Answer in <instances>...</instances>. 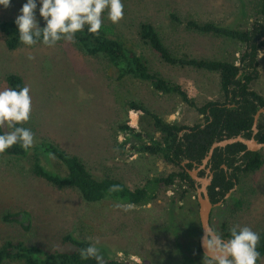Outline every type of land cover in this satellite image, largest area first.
Wrapping results in <instances>:
<instances>
[{"label":"rangeland","instance_id":"1","mask_svg":"<svg viewBox=\"0 0 264 264\" xmlns=\"http://www.w3.org/2000/svg\"><path fill=\"white\" fill-rule=\"evenodd\" d=\"M26 2L11 0L7 9L0 6V20L15 21ZM122 3L123 19L112 24L105 12L104 27L127 41H135L138 53L150 68L166 80L178 83L198 106L223 101L218 74L162 64L138 42V25L150 22L178 58L237 62L243 51L241 45L189 31L185 22H212L227 28L248 26L259 19V0H122ZM40 7L37 0L35 15L41 27L45 22L39 15ZM29 54L35 59L29 60ZM257 71L258 77L250 88L264 98V48L258 54ZM10 74L18 75L30 89L31 118L23 127L34 133L33 145L51 142L68 154L82 157L95 176L113 175L132 190L148 178L167 177L179 169L165 164L160 157L119 147L123 141L119 125L129 124L141 133L154 132L147 117L130 110L129 103L141 104L169 123L193 126L204 121L175 96L161 95L132 79L118 81L116 72L104 58L89 56L75 42L61 40L52 48L42 44L26 48L21 44L10 51L0 33V90L8 88L6 78ZM31 161V156L16 160L0 154V246L6 241H20L46 251H68L72 246L64 242V237L72 236L90 244L98 239L96 246L105 262L137 264L141 259L157 264H203L186 260L197 252L200 230L192 196L195 192H189L183 204L176 203L178 207L182 205L180 209L173 207L187 188L178 179L170 186L161 185L149 205L124 211L114 202L87 204L75 190L50 185L33 175ZM52 166L59 172L64 170L55 161ZM235 185L231 196L237 202V211L230 215V222L261 234L264 166L253 172L237 171ZM188 205L190 213L184 209ZM8 215H17L16 221L5 220ZM24 216L26 219L22 221ZM257 264H264V257Z\"/></svg>","mask_w":264,"mask_h":264},{"label":"trees","instance_id":"2","mask_svg":"<svg viewBox=\"0 0 264 264\" xmlns=\"http://www.w3.org/2000/svg\"><path fill=\"white\" fill-rule=\"evenodd\" d=\"M257 14L259 19L244 27L227 28L212 22L199 23L195 20L185 22V28L189 31L232 40L241 45L243 51L237 62L178 58L171 53L150 22H141L138 25V42L162 64L218 74L223 101H210L201 106H198L178 83L168 81L160 72L152 70L148 61L138 53L135 41H127L115 35L111 28L104 26L98 34H90L86 28L76 34V45L89 56L104 58L116 72L118 81L132 79L146 84L152 91L161 95L175 96L204 118L200 124L185 126L177 122H166L141 104L131 102L128 105L130 110L147 117L153 133L158 134V137L153 133L138 132L129 124L119 125L118 132L123 136L119 147L135 150L142 155L160 157L165 164L179 169L178 172L171 173L167 177L148 178L140 187L132 190L113 175L101 178L95 176L82 157L68 154L51 142L39 141L28 151L17 144L6 150L3 155L16 160H25L31 156V170L34 176L56 188L75 190L87 204L114 202L145 206L154 200L161 185L170 186L175 179L187 187L182 196L188 195L189 192L194 193V182L185 169H192L193 163L200 164L215 141L237 135L250 138L253 116L259 108H264V98L250 88L258 77V54L264 48V0H259ZM43 27L45 26H41ZM0 33L8 50L13 51L21 45L15 21L0 20ZM6 83L11 89L19 90L25 87L23 80L15 74L8 75ZM257 129L255 139L259 143H264V114L258 120ZM4 132V129H0V134ZM244 151L245 146L239 143L214 151L210 161L214 174L208 188L209 198L212 201L222 198L229 192L234 186L230 179H235L237 171L253 172L264 166V149L255 153ZM242 152L243 155L237 159L236 157ZM52 161L59 163L64 168L63 172L54 169ZM184 161L188 163L183 166ZM239 161L241 162L237 164ZM221 164L233 171L228 180L225 172L220 168ZM199 175L203 176L204 172L201 171ZM112 185L121 186L123 191L109 196L107 190ZM192 196L195 197V194ZM16 217L17 215H8L5 220L15 222ZM24 217L22 221L26 219V216ZM64 242L69 243L72 249L46 251L20 241H6L0 246V264L9 261L23 264H96L93 259L81 260L79 255L80 249L86 248L90 243L72 236H65ZM257 251L260 253V258L264 257V232L259 234ZM105 264L119 263L111 261Z\"/></svg>","mask_w":264,"mask_h":264},{"label":"clouds","instance_id":"3","mask_svg":"<svg viewBox=\"0 0 264 264\" xmlns=\"http://www.w3.org/2000/svg\"><path fill=\"white\" fill-rule=\"evenodd\" d=\"M39 15L45 22L41 28L36 18L37 0H27L15 19L19 32L18 40L26 48L37 44L55 47L61 40L73 43L77 33L87 29L90 34H98L103 26V16L107 12L110 23L118 24L124 15L122 0H38ZM11 0H0V6L7 9ZM29 60L35 59L31 54ZM32 99L30 89L5 88L0 90V129L9 131L0 134V154L19 144L28 151L35 142L34 133L22 125L30 120ZM108 195L123 191L119 185L108 188ZM124 211L132 209L131 204H117ZM230 238L204 229L201 246L205 249L203 264H257L260 253L257 251L259 235L251 228L233 225L229 229ZM93 240L92 237L88 238ZM95 243L80 249L81 260L93 259L96 264H105L104 256Z\"/></svg>","mask_w":264,"mask_h":264},{"label":"water","instance_id":"4","mask_svg":"<svg viewBox=\"0 0 264 264\" xmlns=\"http://www.w3.org/2000/svg\"><path fill=\"white\" fill-rule=\"evenodd\" d=\"M264 114V108H259L253 116V124L251 127V137L245 138L243 135H237L235 137L223 139L220 141H215L209 147L206 155L201 160L200 164L193 163L192 169H185V172L189 178L194 182L195 189V200L197 202V216L198 223L200 227V237H199V247L203 255H205V249L201 246V240L204 236V229L208 232L214 233L209 224L210 212L212 204L210 202L208 188L211 185L213 179V173L210 170L209 163L211 161L212 155L216 149H224L227 146L233 144H242L245 146L247 152H259L264 149V143H259L255 139V135L258 132L257 124L261 115ZM188 161H184L182 165L184 166ZM223 168H226L223 166ZM203 171L204 175L200 176L199 173ZM229 193L226 195L228 196ZM215 234V233H214Z\"/></svg>","mask_w":264,"mask_h":264},{"label":"flooded vegetation","instance_id":"5","mask_svg":"<svg viewBox=\"0 0 264 264\" xmlns=\"http://www.w3.org/2000/svg\"><path fill=\"white\" fill-rule=\"evenodd\" d=\"M245 151H246V148H245ZM244 152L240 153L236 158L239 159L243 155ZM240 162L241 161L237 162V164H239ZM209 166H210L211 172L214 174V170L211 169L212 165L210 163H209ZM223 166H225L226 168H223ZM220 168L223 169V171L225 172V175H226V179L228 180L229 177H231V175H232V169L227 168V166L224 164H221ZM230 180H231V182H233L234 186L229 190L228 196H226L228 194L227 193L225 196H223L222 198H219L216 201H212L210 199V202L212 204V208H211V212H210V218H209L210 227L215 234L220 235L224 239L230 238L229 229L231 226H233V224L230 222V215H233L237 211L236 210L237 209V206H236L237 202L236 201L233 202L234 197L231 196V193L233 192V190L236 186L235 185V179L231 178ZM186 200H187V195L181 196L180 198H177L175 200V203L173 204V207L180 209L182 205L180 207H178V205H176V203L180 204V202H181L183 204L184 202H186ZM194 202H196L195 198H194ZM196 205H197V202H196ZM184 209L187 211V213H190L191 205H188L187 208L184 206ZM197 218H198V216H197ZM198 229L200 230L199 223H198ZM203 258H204V255L200 251L199 238H198L197 252L193 254L191 259H186V260H189L191 263H194V262L202 263ZM139 260L140 261L137 264H157V262H155L154 260L153 261L147 260V262H145L144 260H141V259H139Z\"/></svg>","mask_w":264,"mask_h":264}]
</instances>
